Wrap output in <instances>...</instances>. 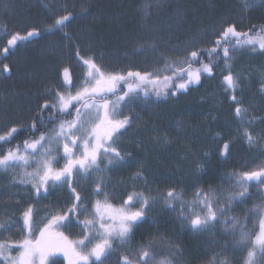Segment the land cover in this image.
Segmentation results:
<instances>
[{"label": "trees", "instance_id": "obj_1", "mask_svg": "<svg viewBox=\"0 0 264 264\" xmlns=\"http://www.w3.org/2000/svg\"><path fill=\"white\" fill-rule=\"evenodd\" d=\"M254 1L158 0L157 7V0H0V49L6 46L10 33L25 35L33 28L41 30L40 36L18 42L7 58L0 52V130L10 124L30 123L39 105L52 99L47 91L53 86L63 90L64 67L69 68L73 83L84 78L87 66L76 57V48L61 32L43 31L52 22L53 13L60 14L62 7L74 13V19L64 31L75 39L80 55L85 59L94 56L106 72L123 74L161 67L157 52L171 54L172 49L183 48L194 37L201 44L210 41L226 22H234L244 31L253 25H264V0H258V5L253 4ZM146 3L153 5L147 16L142 10ZM153 40L159 46L156 51L148 47ZM232 63L233 72L240 73L243 79L242 96L239 92L238 96L244 106L249 107L251 116L264 117V95L260 92L264 82V55L259 50L241 48L234 53ZM4 64L10 68L9 76L2 71ZM222 70L223 61L219 68H214L212 76L202 75L200 84L190 86L186 92L161 98L152 96L132 105L133 119L137 122L118 142L121 149L131 154L132 163L106 173L109 185L106 191L112 198L111 203H121L126 193L133 191L129 182L139 165H143L151 186L163 191L173 184L187 189L197 183L201 187L222 185L228 189L222 179L227 173L251 170L249 165L255 168L264 163V159H258L264 157V139L260 138L264 136V119L255 121L249 129L254 135L260 134L257 136L259 143L247 144L240 135L233 105L227 99ZM48 115L43 113L45 121ZM165 136L170 143L164 142ZM26 138L27 135L20 137ZM228 139H235V143L225 158L219 154V148ZM14 177L18 179L19 175L0 172V222L21 223V213L29 205L34 208V219L39 220L46 213L63 212L75 202L67 185L37 198L31 186L13 183ZM90 179L74 182L88 212L97 200L93 192L95 185H88ZM137 182L136 190L139 191L143 182ZM120 184L124 188L122 191L116 189ZM249 191L252 196L243 204L234 202L230 216L250 217L252 212L248 210L264 202V195L259 194L264 186H253ZM85 216L87 213L79 216V220L70 216L72 224L75 223L71 230L65 228L69 237H81L80 221ZM255 223L257 218L252 217L248 228ZM157 232L179 245L186 264H209L213 256L225 248L231 264H242L247 255L246 250L232 247L234 238L224 234L221 225L210 231L194 232L182 225L175 213L159 205L149 213L129 247L148 239L147 233ZM22 234L23 229L19 227L12 232L0 230V239L19 240ZM54 260L63 262L58 257ZM114 261L115 256L107 264H114Z\"/></svg>", "mask_w": 264, "mask_h": 264}, {"label": "snow or ice", "instance_id": "obj_2", "mask_svg": "<svg viewBox=\"0 0 264 264\" xmlns=\"http://www.w3.org/2000/svg\"><path fill=\"white\" fill-rule=\"evenodd\" d=\"M151 6L148 3L143 6L145 16ZM155 6H159L158 0ZM73 19L74 13L66 6L62 7L60 14L53 13L52 22L43 31L61 32L65 40L76 48L75 55L87 66V72L80 83L74 85L69 68L64 67L61 74L63 91L55 86L50 88L46 94L52 99L39 105V111L30 123L10 124L0 130V172L15 173L19 169V178L14 177L12 182L30 185L37 198L48 194L50 189L67 185L75 202L63 212L52 215L46 223L40 221L43 227L36 238H32L36 220L31 205L21 213V223L13 220L0 222V230L10 232L15 226L26 233L19 240L0 239V264H49L50 258L57 254L67 258L68 264H107L113 256L114 264H186L179 245L159 232L147 233L148 239L129 247L140 226L158 205L175 213L179 222L194 232L210 231L221 225L225 229L224 234L234 238L232 247L246 250L242 264H264V202L248 210L252 212L250 217L242 219L229 215L234 210V202L243 204L252 196L250 187L264 186V163L255 168L249 165L251 170L227 173L222 179L228 184V189L222 185L201 187L197 183L187 189L173 184L163 191L151 186L143 165H139L132 176V183L135 185L137 180L142 181V189L127 192L118 207L108 202V185L105 182L106 173L132 163L131 154L118 144L124 132L137 122L133 119L132 105L152 96L161 98L175 96L181 90L186 92L190 86L200 84L202 75L212 76L214 68L221 66V61L225 93L239 121L240 135L249 145L259 143L257 136L260 134L254 135L249 129L264 117L251 116L249 107L244 106L238 96V92L242 96L243 79L240 73L233 72L232 62L234 53L241 48L259 50L264 55V25H253L244 31L236 23L226 22L210 41L201 44L194 37L183 48L172 49L171 54L157 52L161 67L120 74L106 72L96 63L94 56L85 59L80 55L75 39L64 31ZM40 35L41 30L37 28L25 35L10 33L6 46L0 52L7 58L10 49L18 42ZM140 47L143 48L144 44ZM148 47L156 51L159 46L153 40ZM2 71L10 72L7 64L3 65ZM260 92L264 95V82ZM44 112L49 113L47 121ZM180 126L178 123L177 127ZM25 135L28 138L20 139ZM260 138L264 139V136ZM164 142L171 141L165 136ZM233 143L235 139L225 140L219 154L227 158ZM61 160L64 163L59 166ZM93 175L96 176L92 181L95 185L93 192L104 199L95 200L91 218L85 216L80 221L81 237L70 239L59 229L72 226L70 216L79 220V216L89 211L76 191L74 179ZM259 194L264 195V191ZM252 217L257 218V223L249 229ZM17 249V255L12 256L13 250ZM51 264L62 262L53 260ZM209 264H231L226 248L216 253Z\"/></svg>", "mask_w": 264, "mask_h": 264}, {"label": "rangeland", "instance_id": "obj_3", "mask_svg": "<svg viewBox=\"0 0 264 264\" xmlns=\"http://www.w3.org/2000/svg\"><path fill=\"white\" fill-rule=\"evenodd\" d=\"M253 4H255V5H258L259 4V1L258 0H256L255 2H252ZM86 72H87V68H86ZM86 72H85V74H86ZM120 74H122V73H120ZM202 77V76H201ZM80 83V82H79ZM79 83H74V85H78ZM181 91H183V90H181ZM63 161L61 160L60 161V165L59 166H62L63 165ZM29 171H31V169H28ZM11 173H13L12 171H10ZM19 172H20V170L19 169H17L16 170V174L17 175H19ZM94 177V178H93ZM90 179V177L89 178H84V179H74V182H75V184H77V182L78 183H80V182H86V181H88ZM92 179V180H91ZM90 179V183L88 184V185H93V183H91L94 179H96V177H95V175H93L92 176V178ZM105 182H108V179H107V177H106V181ZM130 184V183H129ZM24 185H26V184H24ZM108 185V184H107ZM27 186H30V185H27ZM108 187H109V185H108ZM107 187V188H108ZM59 188V187H58ZM106 188V189H107ZM98 198H99V200H101V201H103V199H104V197L103 196H97ZM110 197V196H109ZM111 199L112 198H109V201L108 202H111ZM92 210H93V207H92ZM92 210L90 211V212H88L87 213V217L88 218H91V212H92ZM55 214H57V212H52V213H49V214H47V215H45L44 217H42V219L41 220H36V225H35V227L33 228V236H32V238H36V237H38V235H39V229L40 228H42L43 227V223H46L47 222V220L52 216V215H55ZM9 220H7L6 222H4V223H7ZM40 221H43V223H41ZM16 227L14 226L13 228H12V230L10 231V232H12L14 229H15ZM59 230H61L62 231V229L60 228ZM26 233H25V230L23 229V234H22V238H23V236L25 235ZM73 239V238H72ZM17 252H18V249L17 250H13V252H12V256H16L17 255ZM62 255V254H61Z\"/></svg>", "mask_w": 264, "mask_h": 264}, {"label": "flooded vegetation", "instance_id": "obj_4", "mask_svg": "<svg viewBox=\"0 0 264 264\" xmlns=\"http://www.w3.org/2000/svg\"><path fill=\"white\" fill-rule=\"evenodd\" d=\"M138 181V180H137ZM136 181V184L135 185H133V183H132V179H131V181L129 182L130 183V185H132V189L133 190H136L137 189V184H138V182ZM51 190V189H50ZM130 192V191H129ZM109 203H111V202H109ZM114 203H116L115 201L113 202V203H111V204H113V205H115V206H119L121 203H122V201H121V203H119V204H114ZM55 212V211H54ZM52 213V212H51ZM49 214V213H48ZM42 219V218H41ZM41 219H39V220H41ZM34 220H36V219H34ZM75 222L73 221V224H74ZM72 224V225H73ZM77 225H78V223H77ZM81 227V226H80ZM62 229V231L65 233V235H67V233L65 232V228H61ZM72 229V226L70 227V230ZM59 231H61V230H59ZM68 236V235H67ZM70 239H72V237H69ZM73 239H76V238H73ZM60 256V257H59ZM62 258V260H63V262H62V264H68V261H67V258H65L63 255H61V254H57L55 257H51L50 258V260H49V264H51V262H52V260H54L55 258Z\"/></svg>", "mask_w": 264, "mask_h": 264}, {"label": "bare ground", "instance_id": "obj_5", "mask_svg": "<svg viewBox=\"0 0 264 264\" xmlns=\"http://www.w3.org/2000/svg\"><path fill=\"white\" fill-rule=\"evenodd\" d=\"M255 2V1H254ZM1 28V27H0ZM34 37H31V38H29L30 40H32ZM29 39H27V40H29ZM87 68V67H86ZM10 69V68H9ZM11 72V71H10ZM10 72H5V74H9L10 75ZM85 72H86V70H85ZM64 90V89H63ZM62 90V91H63ZM7 187V189L9 188V186H6ZM116 189H118L119 191H122V190H124V188H123V186L120 184V185H118L117 186V188ZM95 199H98V197H96ZM48 213H46V215H47Z\"/></svg>", "mask_w": 264, "mask_h": 264}, {"label": "water", "instance_id": "obj_6", "mask_svg": "<svg viewBox=\"0 0 264 264\" xmlns=\"http://www.w3.org/2000/svg\"><path fill=\"white\" fill-rule=\"evenodd\" d=\"M8 76H9V74H8Z\"/></svg>", "mask_w": 264, "mask_h": 264}]
</instances>
